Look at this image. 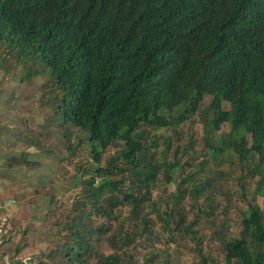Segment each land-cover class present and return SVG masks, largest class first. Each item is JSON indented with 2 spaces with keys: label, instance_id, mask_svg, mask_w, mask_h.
I'll list each match as a JSON object with an SVG mask.
<instances>
[{
  "label": "trees",
  "instance_id": "trees-1",
  "mask_svg": "<svg viewBox=\"0 0 264 264\" xmlns=\"http://www.w3.org/2000/svg\"><path fill=\"white\" fill-rule=\"evenodd\" d=\"M20 63L23 108L42 121L24 124L25 142L59 164L78 147L92 159L74 164L81 189L50 221L67 264H135L162 238L209 264L200 223L220 264H264V0H0L1 84ZM195 114L200 141L178 130ZM230 193L244 203L235 235Z\"/></svg>",
  "mask_w": 264,
  "mask_h": 264
},
{
  "label": "crops",
  "instance_id": "crops-1",
  "mask_svg": "<svg viewBox=\"0 0 264 264\" xmlns=\"http://www.w3.org/2000/svg\"><path fill=\"white\" fill-rule=\"evenodd\" d=\"M18 82L8 80L5 86L0 82V205L14 216L0 238V254L12 252H8L10 264H28L32 256L38 258L36 235L44 227L52 198L62 191V182L57 154L45 153L25 142L29 136L22 137L24 124L42 121L26 113L24 88ZM23 153L29 154L31 166L20 162ZM15 158L19 160L11 163Z\"/></svg>",
  "mask_w": 264,
  "mask_h": 264
},
{
  "label": "rangeland",
  "instance_id": "rangeland-1",
  "mask_svg": "<svg viewBox=\"0 0 264 264\" xmlns=\"http://www.w3.org/2000/svg\"><path fill=\"white\" fill-rule=\"evenodd\" d=\"M23 64V63H22ZM21 63L19 66L16 67V74L18 75L15 80L21 82V78L19 77L22 74V65ZM1 76V72H0ZM2 77V76H1ZM3 79V77H2ZM30 84V83H29ZM25 85L23 84V88ZM38 118V117H37ZM36 121H40V118ZM201 115L195 114L192 117H190L187 121H184L181 125H179L178 130H181L182 133L186 134H192V138H194L197 141H200L203 135V126L201 123ZM35 121V119H34ZM32 123V122H31ZM228 128L226 126H223L222 132H227ZM22 137H26L27 134L29 135V132L26 131L25 128H22ZM24 132H27L24 133ZM40 132V131H38ZM36 132V133H38ZM32 133H30L31 137ZM34 136V135H33ZM60 136V135H59ZM52 146V149L54 151H59L60 155L64 154L67 156V152L62 149V146H59V149L57 150V143L59 145V140L57 141V137H51L50 139L46 140V143ZM48 145V146H50ZM200 147H197V150H199ZM92 161L91 157L88 156L82 147H78L75 149V152L73 153V160L71 162L67 161V159H62L61 163L59 164V172H60V178L62 182V191L60 194L55 196L52 202L49 204V209L47 212V217L45 220L44 227H41L38 229L37 235H36V243L35 246H37L38 250L36 254L38 255V258L36 256H32L31 258L34 260L35 264H67L66 258H61L59 249H62V245L65 243L64 236L66 234L65 230H60L59 234H57V227L52 225L50 221L56 219V220H64V216L67 214V212L70 209L71 202L77 197V192L81 189L80 186L70 187V179L72 175L76 172L74 169V164L78 162L81 166H85L87 162ZM103 163V160L101 161ZM221 170L227 171L229 169L228 165H223ZM189 168L185 167L184 172H188ZM79 173V172H78ZM164 190V189H162ZM173 190L172 186H168L166 188V191L169 192ZM235 192H237L235 190ZM155 193V192H154ZM153 195V191L151 193ZM230 196L232 197V204L229 211V215L227 216V219L230 220V223L227 226V230L230 234L235 235L240 231V224L238 223V212L239 209L244 207V203L238 198V196H235L234 193H230ZM257 203L260 207L264 208V198L262 196H258ZM51 201V200H50ZM49 213H52L51 215ZM91 220L93 221V224L99 225L102 221L99 218L92 217ZM95 225V226H96ZM198 226V227H197ZM196 226V230L199 231L200 236H205V239H203V243L199 245L202 254L207 256L211 261L209 264H220V257H221V248L215 239H211L209 235V226L205 225L204 223H200ZM226 233V232H225ZM227 234V233H226ZM229 236V235H227ZM97 250H104L106 253L108 252L106 250V245L104 243H100V245H96ZM163 246L167 247L166 254H156V257H159V260H154V264H163L164 262H167L168 264H200L199 259L196 256V253L191 252L188 248L194 247L195 245H191L189 241L180 240L177 243H171L165 239H160V242H152L151 247H148L145 249H139L133 256L132 260L135 262V264H141L148 256L146 254V251L149 249L151 252H157L160 249H163ZM148 251V252H149ZM9 252V251H8ZM6 252L9 256H11L9 253L12 252ZM146 254V256H145ZM145 257V259H144ZM90 263L95 264L96 259L95 257H91ZM232 264H236L235 262Z\"/></svg>",
  "mask_w": 264,
  "mask_h": 264
},
{
  "label": "built area",
  "instance_id": "built-area-1",
  "mask_svg": "<svg viewBox=\"0 0 264 264\" xmlns=\"http://www.w3.org/2000/svg\"><path fill=\"white\" fill-rule=\"evenodd\" d=\"M13 220V214L3 210V207L0 205V238L5 235L7 228L11 226ZM0 264H10V256L7 253L0 254Z\"/></svg>",
  "mask_w": 264,
  "mask_h": 264
},
{
  "label": "water",
  "instance_id": "water-1",
  "mask_svg": "<svg viewBox=\"0 0 264 264\" xmlns=\"http://www.w3.org/2000/svg\"><path fill=\"white\" fill-rule=\"evenodd\" d=\"M27 263L28 264H32V263H34V260L33 259H29V260H27Z\"/></svg>",
  "mask_w": 264,
  "mask_h": 264
}]
</instances>
